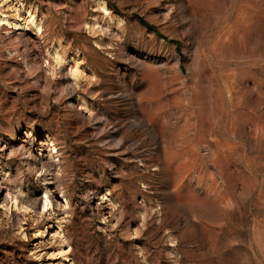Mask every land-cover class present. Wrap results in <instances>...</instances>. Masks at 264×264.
Segmentation results:
<instances>
[{"label": "rangeland", "instance_id": "374dc122", "mask_svg": "<svg viewBox=\"0 0 264 264\" xmlns=\"http://www.w3.org/2000/svg\"><path fill=\"white\" fill-rule=\"evenodd\" d=\"M59 253L264 264V0H0V264Z\"/></svg>", "mask_w": 264, "mask_h": 264}, {"label": "bare ground", "instance_id": "6f19581e", "mask_svg": "<svg viewBox=\"0 0 264 264\" xmlns=\"http://www.w3.org/2000/svg\"><path fill=\"white\" fill-rule=\"evenodd\" d=\"M31 19V18H30ZM33 19V18H32ZM30 23H33V21L31 22L30 21ZM45 196L47 197V202H45ZM14 202H13V206L14 207H17V200H13ZM63 205L65 206V208L67 207V203L66 202H64L63 203ZM53 208V203H52V200L50 199V196H49V194L47 193V192H45L44 193V196L42 197V212H41V214H43V213H45V212H47V211H49L50 209H52ZM50 229V228H49ZM49 229L46 231V232H49ZM45 232V233H46ZM65 242V241H64ZM62 244H64V243H62ZM62 246V245H61ZM62 249H63V247H62ZM64 250V249H63ZM63 250H61V251H63ZM67 253V252H66ZM61 256V259H62V257H63V264H68V263H71V260L68 258V256H65V255H63V253L61 254V253H59V257Z\"/></svg>", "mask_w": 264, "mask_h": 264}, {"label": "snow or ice", "instance_id": "6c2138e0", "mask_svg": "<svg viewBox=\"0 0 264 264\" xmlns=\"http://www.w3.org/2000/svg\"><path fill=\"white\" fill-rule=\"evenodd\" d=\"M45 202H47V197L45 196Z\"/></svg>", "mask_w": 264, "mask_h": 264}]
</instances>
